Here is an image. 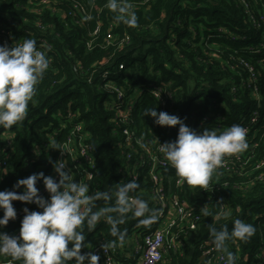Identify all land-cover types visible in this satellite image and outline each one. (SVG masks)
Listing matches in <instances>:
<instances>
[{
    "label": "trees",
    "instance_id": "obj_1",
    "mask_svg": "<svg viewBox=\"0 0 264 264\" xmlns=\"http://www.w3.org/2000/svg\"><path fill=\"white\" fill-rule=\"evenodd\" d=\"M128 2L137 16L136 27L116 23L107 0H0V45L1 31L6 30L9 47L25 38L37 43L45 39L52 46L46 54L49 67L36 86L24 120L10 129L0 128V161L5 162L0 167V191L21 192L14 188L19 179L40 172L46 175L49 136L56 134L59 142L74 123H82L90 133L97 167L91 192L126 183L120 171L125 167L123 135L107 106L116 94L105 85L113 80L128 96L142 92L133 114L135 129L156 144L175 141L178 126L161 127L143 115L155 107L158 113L178 116L198 133L204 129L221 132L233 124L249 126L251 131L246 135L248 148L228 156L233 169L220 176L212 174L209 187L219 191H203L186 183L178 186L175 170L163 169L168 194H180L197 208L201 219L195 230L183 231L178 247L170 248L160 264H205L209 259L218 264L221 252L215 257L202 256L210 239L209 225L217 229L227 225L231 231L237 218L254 225L256 232L248 242H228L237 257L235 264H264V0ZM246 64L259 78L260 102L241 86L249 74ZM154 90H161L165 106L153 96ZM256 111L258 122L250 124ZM205 115L210 119L202 122ZM52 158L50 165L55 163V153ZM140 182L133 195L153 208L151 184ZM12 203L15 207L25 204ZM204 206L210 213L207 217L200 211ZM222 209H230L232 215L217 219ZM137 220L129 214L120 228L127 233L151 231L149 225L137 226ZM19 227L11 222L0 232L13 236ZM84 232L86 248L94 245L98 234L104 243L114 239L103 220L92 232L85 226Z\"/></svg>",
    "mask_w": 264,
    "mask_h": 264
},
{
    "label": "clouds",
    "instance_id": "obj_2",
    "mask_svg": "<svg viewBox=\"0 0 264 264\" xmlns=\"http://www.w3.org/2000/svg\"><path fill=\"white\" fill-rule=\"evenodd\" d=\"M106 7L115 13L116 23L137 26L136 13L128 0H107ZM48 67L49 59L37 48L33 38H25L23 43L12 47L0 45V128L10 129L24 120L36 86ZM143 115L151 117L161 127L178 126L176 140L159 144V151L175 170L177 182L193 188H206L214 171L223 167L226 156L248 148L247 129L238 124L221 132L204 129L198 133L178 116L163 111L158 113L156 107L146 109ZM54 149L59 150V146ZM53 168L58 181L43 172L34 173L16 182L14 188L22 189L21 192L0 191V211L3 212L0 228L16 219L13 201L35 204L42 209H23L25 215L18 237L0 232V256L9 257L8 264L15 261L22 264H70L73 259L74 264H98L99 255L81 254V249L86 248L85 226L92 232L101 220L110 225V235L114 239L101 245L106 252L124 246L127 229L120 226L126 223L129 214L131 218H138L137 226H148L159 219L160 209L149 207L148 201L133 195L140 188L135 178L115 184L108 191L90 193L88 183L74 182L69 169L65 170L64 161L55 162ZM40 180L50 199L39 195L36 184ZM98 202H103L102 206ZM200 211L205 217L210 215L206 206ZM231 215L230 209H222L216 218ZM255 232L254 225L237 218L231 231L227 225L219 229L209 225L208 242L217 252L226 254L221 257L226 264H235L237 257L229 250L228 242H248Z\"/></svg>",
    "mask_w": 264,
    "mask_h": 264
},
{
    "label": "built area",
    "instance_id": "obj_3",
    "mask_svg": "<svg viewBox=\"0 0 264 264\" xmlns=\"http://www.w3.org/2000/svg\"><path fill=\"white\" fill-rule=\"evenodd\" d=\"M4 35L1 39V45L9 46L8 31H1ZM37 48L45 54L47 51L52 50V46L45 39H40L37 43ZM248 69V78L241 80V86L249 89L254 98L260 102L263 98L260 90L259 78L256 75L253 67L245 65ZM106 76V75H104ZM106 88H110L116 95L113 100L108 104V108L114 114V123L118 129H120L123 135L122 146L125 151V167L120 171L124 175L126 182L135 178L137 182L141 181V185L144 186L147 183L151 184V194L153 197V208L160 209L159 219L153 224L149 225L151 231L143 234L141 229L126 234V237L132 239L135 238V248L132 252L131 260L140 259V264H160L164 256L169 252L170 248H177L180 243L181 235L184 230L193 231L197 227V223L201 219V214L197 211L195 206L189 204V202L181 197L180 194L174 195L168 194L165 186L166 176L163 174V169L172 168L166 161L163 154L159 151V144L152 142L147 137L139 136L135 129V121L133 114L135 112L136 104L142 95L141 91H137L134 95L128 96L122 90L115 87L114 81H107ZM234 92L236 87L232 89ZM153 96L159 99L163 106H165V100L161 95V90H154ZM257 111L253 114L250 124H257L258 117ZM73 114L69 115V118H73ZM210 119V116L205 115L202 118V122H206ZM244 127V126H242ZM247 134L251 131L249 126H245ZM56 134L49 136V143L45 145L44 159L47 161L45 166L48 170L45 176H52L57 181L58 175L55 173L53 165H50V161L53 159L52 154L55 153L57 161H64L66 165V171L69 169L74 182H83L89 184L90 193L91 185L95 179L97 167L93 155V147L90 144V133L86 130L82 123H74L69 133L64 136L59 142L55 139ZM8 146L11 145V138L7 139ZM144 144L147 147H142ZM59 146V150H55L56 146ZM40 154L38 155V159ZM234 159V158H231ZM239 160V157H236ZM5 162L0 161V167H3ZM233 169L231 162L228 160V156L224 158L223 167L214 171L217 176L227 173ZM39 170V168H38ZM178 181V180H177ZM211 181H209L208 187L203 191H214L215 188L209 187ZM178 186L184 184L176 182ZM39 195L47 198L49 194L43 181L38 187ZM215 191H219L216 189ZM208 199L209 196L207 197ZM206 198V199H207ZM218 201L221 207L224 208L223 199L218 197ZM15 207V205H13ZM28 208L29 211H42L35 204H23L21 207H15L17 216L15 220H10L8 223L16 222L21 227V221L25 215L23 209ZM264 216V215H263ZM18 230L14 232V236H19ZM95 243L93 246L81 249V254L91 252L99 255L100 260L98 264H116V258L118 255V247L109 249L106 252L102 249L101 245L104 244L103 238L100 234L96 235ZM217 251L214 246L208 242V246L204 247L202 256L203 258L215 257ZM264 255V252L262 253ZM225 256L223 253L218 254V264H226V260L221 257ZM9 260L1 259L0 264H8ZM212 264V259H209ZM70 264H74V259Z\"/></svg>",
    "mask_w": 264,
    "mask_h": 264
},
{
    "label": "crops",
    "instance_id": "obj_4",
    "mask_svg": "<svg viewBox=\"0 0 264 264\" xmlns=\"http://www.w3.org/2000/svg\"><path fill=\"white\" fill-rule=\"evenodd\" d=\"M135 248V238L132 236L126 240V244L123 247H119V252L121 253L118 258H116V264H140L141 260L136 259V261L131 260L133 249ZM130 256V258H129Z\"/></svg>",
    "mask_w": 264,
    "mask_h": 264
},
{
    "label": "rangeland",
    "instance_id": "obj_5",
    "mask_svg": "<svg viewBox=\"0 0 264 264\" xmlns=\"http://www.w3.org/2000/svg\"><path fill=\"white\" fill-rule=\"evenodd\" d=\"M95 237H96V235H95ZM96 239V238H95Z\"/></svg>",
    "mask_w": 264,
    "mask_h": 264
}]
</instances>
